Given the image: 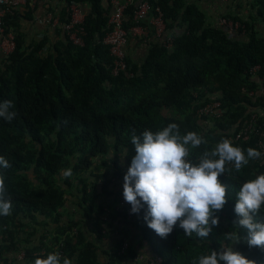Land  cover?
I'll list each match as a JSON object with an SVG mask.
<instances>
[{
    "label": "trees",
    "instance_id": "trees-1",
    "mask_svg": "<svg viewBox=\"0 0 264 264\" xmlns=\"http://www.w3.org/2000/svg\"><path fill=\"white\" fill-rule=\"evenodd\" d=\"M62 1L59 25L68 21L67 4L86 6L81 45L67 40L61 28L63 38L49 47L44 39L25 44L9 29L16 12L4 18L15 45L0 56V101H13L17 115L10 122L0 118V155L11 165L0 171L13 205L11 215L0 216V264H16L19 252V264H30L38 257L33 253L59 243L62 257H75L73 264H129L137 249L128 243L119 252L128 228L136 230L162 264H193L209 249L230 244L224 233L236 231L241 240L233 249L264 264V250L249 247L247 231L233 225L238 219L236 192L243 182L264 173V155L240 172L228 165L232 171L220 176L229 185L228 199L215 213L219 225L206 239L186 236L178 224L161 238L143 219L146 205L126 217L113 209L123 193L111 189L126 173L118 171L117 158L128 168L135 155L131 136H141L145 129L155 132L176 123L181 134L201 135L207 143L191 150L193 162L223 138L245 153L249 147L258 150L252 135L234 139V134L249 112L264 118V95L256 92L264 74V35L256 27L257 21L264 23V0H251L246 18L224 15L243 24L236 31L206 23L205 14L185 0H149L171 31V46L151 37L144 42L143 60L135 64L126 56L127 70L117 75L111 73V57L101 42L108 29V0L106 5L102 0ZM132 8L125 10V28L132 24ZM211 100L220 102L223 113L208 126L196 110ZM66 168L72 170L69 178L62 175ZM67 196L74 197L73 210ZM256 219L264 221V211ZM109 235L117 240L99 250L93 239Z\"/></svg>",
    "mask_w": 264,
    "mask_h": 264
},
{
    "label": "clouds",
    "instance_id": "clouds-1",
    "mask_svg": "<svg viewBox=\"0 0 264 264\" xmlns=\"http://www.w3.org/2000/svg\"><path fill=\"white\" fill-rule=\"evenodd\" d=\"M14 107L11 100L0 101V118L9 122L15 119ZM131 143L135 155L123 177V197L133 214L146 205L143 219L161 238H166L178 224L186 236L195 234L206 239L213 227L219 225L215 213L224 208L228 199L229 185L221 182L220 176L232 171L228 165L240 172L250 160L264 155L252 147L245 153L230 139L223 138L193 162L189 159L191 150L207 141L194 131L181 134L176 123L155 132L145 129L141 136L133 134ZM9 167L8 160L0 155V169ZM62 175L71 177V168L64 169ZM236 197L234 212L238 219L233 225L247 231L249 247L264 250V221L256 219L264 211V173L243 182ZM12 207L6 175L0 171V216L11 215ZM238 232L224 233L225 240L231 243L218 250L209 249L193 264H257L233 249L232 245L241 240ZM74 259L50 252L44 258L36 257L33 264H73Z\"/></svg>",
    "mask_w": 264,
    "mask_h": 264
},
{
    "label": "built area",
    "instance_id": "built-area-1",
    "mask_svg": "<svg viewBox=\"0 0 264 264\" xmlns=\"http://www.w3.org/2000/svg\"><path fill=\"white\" fill-rule=\"evenodd\" d=\"M36 0H0V54H9L15 45L14 36L10 30H5L4 18L6 15L13 14L20 8L33 9ZM109 14L106 20L108 29L105 31L101 42L107 46L108 54L111 57L110 70L112 75H117L121 72H126V54L124 46L130 34L139 35L142 42H146L150 37H154L163 47L169 48L172 42V36L165 35V23L162 18V13L157 6H152L149 0H108ZM133 6L131 14L132 24L125 28V10L129 6ZM68 13V21L60 24V28L67 40L74 45H81V35L83 34L82 21L85 11L77 2H70L66 5ZM218 25H221L228 31L243 30V24L232 18L219 16L216 19ZM256 92L264 95V74L259 79V84ZM249 95L252 91L248 92ZM196 113L201 117V121L206 125H211L212 121L219 119L223 113L218 100H211L200 105ZM252 135L255 138V145L258 150L264 154V118L259 119L256 111H251L248 117L244 120L241 127L234 134V139L247 138ZM130 204L124 200V197H119L113 205L116 212L124 211L126 217H131L133 213L130 211ZM61 243L55 244L51 250H40L33 253L41 258L46 257L50 252H59ZM128 247V241L123 239L120 244L119 252H123ZM23 258V253L19 252L16 255L17 263ZM36 259V258H35ZM34 259V260H35ZM33 260V261H34ZM33 261L30 264H33ZM133 264H162V259L158 255L144 256L135 254L132 256Z\"/></svg>",
    "mask_w": 264,
    "mask_h": 264
},
{
    "label": "crops",
    "instance_id": "crops-1",
    "mask_svg": "<svg viewBox=\"0 0 264 264\" xmlns=\"http://www.w3.org/2000/svg\"><path fill=\"white\" fill-rule=\"evenodd\" d=\"M102 1L106 5V0ZM250 1L185 0L186 3H192L197 6L205 14V22L209 24H216V19L224 15L246 18L251 13ZM62 7H64L62 0H36L33 9L20 8L16 11L15 18L10 19L12 22L8 21L9 29L18 32L25 44L44 39V47H49L57 40L63 38L57 21L58 13ZM81 8L84 11L86 10L85 5H82ZM256 27L259 34L264 35V23L257 21ZM165 35L172 36L171 31L165 30ZM152 39L155 38L152 37ZM124 50L128 59L135 64H139L146 55V45L137 34H130L128 36ZM126 234L128 243L137 249L136 254L151 255L144 241L140 240V236L136 230L128 228ZM116 240L117 235H109L101 241L93 239L96 245L99 246V250L110 248ZM129 260V264H133L131 259Z\"/></svg>",
    "mask_w": 264,
    "mask_h": 264
},
{
    "label": "rangeland",
    "instance_id": "rangeland-1",
    "mask_svg": "<svg viewBox=\"0 0 264 264\" xmlns=\"http://www.w3.org/2000/svg\"><path fill=\"white\" fill-rule=\"evenodd\" d=\"M117 165H118V167H119V172H124V171H127V167L125 166V164L124 163H122V159L119 157V158H117ZM113 171H117V169H112ZM113 178L115 179L116 178V176H113ZM113 178H111V179H113ZM111 189H112V191L114 192V191H116V192H119V193H123V179H120L119 177L118 178H116V180H115V183H114V185L112 184L111 185ZM112 193V192H111ZM67 198H68V204H69V206H71L72 208H71V210H73L74 209V205H73V201H74V197L72 196H67ZM69 210H70V208H69Z\"/></svg>",
    "mask_w": 264,
    "mask_h": 264
}]
</instances>
